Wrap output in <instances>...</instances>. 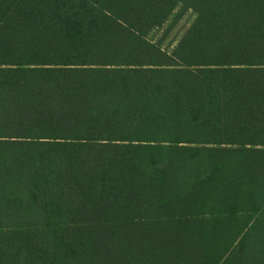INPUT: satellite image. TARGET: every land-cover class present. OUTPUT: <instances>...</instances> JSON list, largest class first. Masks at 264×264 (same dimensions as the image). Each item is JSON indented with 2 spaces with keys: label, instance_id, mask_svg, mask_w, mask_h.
Wrapping results in <instances>:
<instances>
[{
  "label": "trees",
  "instance_id": "1",
  "mask_svg": "<svg viewBox=\"0 0 264 264\" xmlns=\"http://www.w3.org/2000/svg\"><path fill=\"white\" fill-rule=\"evenodd\" d=\"M0 264H264V0H0Z\"/></svg>",
  "mask_w": 264,
  "mask_h": 264
},
{
  "label": "rangeland",
  "instance_id": "2",
  "mask_svg": "<svg viewBox=\"0 0 264 264\" xmlns=\"http://www.w3.org/2000/svg\"><path fill=\"white\" fill-rule=\"evenodd\" d=\"M171 18H169L167 25L169 24ZM194 19V14L192 11L187 10L185 13L178 19V21L172 25L168 31H165L163 29H154L150 33V38L154 41H157L161 39L165 33L166 35L161 39L162 43L161 46L163 48L169 49L172 47L176 41L181 36L182 32L185 30V28L191 23V21Z\"/></svg>",
  "mask_w": 264,
  "mask_h": 264
}]
</instances>
